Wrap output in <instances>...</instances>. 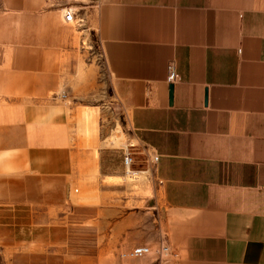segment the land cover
Segmentation results:
<instances>
[{
	"label": "crops",
	"instance_id": "obj_1",
	"mask_svg": "<svg viewBox=\"0 0 264 264\" xmlns=\"http://www.w3.org/2000/svg\"><path fill=\"white\" fill-rule=\"evenodd\" d=\"M100 73L125 127L96 136L71 85ZM84 225L98 257L105 229L108 252L264 264V0H0V229L63 254Z\"/></svg>",
	"mask_w": 264,
	"mask_h": 264
},
{
	"label": "rangeland",
	"instance_id": "obj_2",
	"mask_svg": "<svg viewBox=\"0 0 264 264\" xmlns=\"http://www.w3.org/2000/svg\"><path fill=\"white\" fill-rule=\"evenodd\" d=\"M85 47L87 48L86 44ZM88 56L91 65L98 63L94 59L96 56L95 53L89 49ZM92 76L94 78L93 87L89 91H86V97H83V88L81 89L77 84L71 85V89L76 95L74 103L78 107H89L87 110L93 113V128L96 136L101 127H105L103 129L109 132L113 131V126L118 127V124L121 128H124L125 115L118 108L113 94L110 91L108 76L103 73H100V76ZM60 94L65 95V97L68 96L65 92H60ZM98 230L100 229L93 225H84L81 230L75 229L72 243L68 247V252L61 254L59 252L61 250L56 249L41 251L36 248L14 246L11 241V233L1 228L0 264H125V262L132 260L125 259L122 256L134 247L127 251L108 252V244L105 240V229L102 232L104 239L98 243L102 251L100 257H98L97 245L95 244L98 237ZM74 237L76 239L81 237V242L75 240ZM149 248L152 251L151 255L142 259L148 260L149 258L151 261L150 264H156L154 251L158 247Z\"/></svg>",
	"mask_w": 264,
	"mask_h": 264
},
{
	"label": "built area",
	"instance_id": "obj_3",
	"mask_svg": "<svg viewBox=\"0 0 264 264\" xmlns=\"http://www.w3.org/2000/svg\"><path fill=\"white\" fill-rule=\"evenodd\" d=\"M63 19L65 23H71L74 21L73 18V13L71 10H66L64 15H63ZM167 78H166V82L169 85H174L179 81V76L178 74L175 72L174 69V63L171 62L167 65ZM157 157H153L152 159V163H156L157 162ZM132 164V159L129 155V153H126V155L123 158V165L124 168H126V173L129 175V177H136L139 172L138 171H134L130 166ZM152 251L151 249L147 246H138V247H134L133 249H131L130 251H128L127 254H124L122 257H124L125 259H132V260H138V259H142L145 258L149 255H151ZM154 255H155V262L156 264H165L167 260H170L171 257L174 256L171 248L169 245H160L155 251H154Z\"/></svg>",
	"mask_w": 264,
	"mask_h": 264
}]
</instances>
